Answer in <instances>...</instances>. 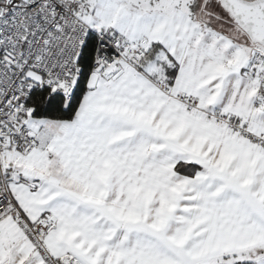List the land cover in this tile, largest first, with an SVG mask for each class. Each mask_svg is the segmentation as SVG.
Returning <instances> with one entry per match:
<instances>
[{
  "label": "snow or ice",
  "instance_id": "1",
  "mask_svg": "<svg viewBox=\"0 0 264 264\" xmlns=\"http://www.w3.org/2000/svg\"><path fill=\"white\" fill-rule=\"evenodd\" d=\"M0 264H264V0H0Z\"/></svg>",
  "mask_w": 264,
  "mask_h": 264
}]
</instances>
